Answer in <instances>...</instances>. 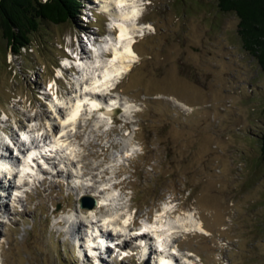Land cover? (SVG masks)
Wrapping results in <instances>:
<instances>
[{"label": "rangeland", "instance_id": "1", "mask_svg": "<svg viewBox=\"0 0 264 264\" xmlns=\"http://www.w3.org/2000/svg\"><path fill=\"white\" fill-rule=\"evenodd\" d=\"M141 2L134 23L146 28H138V57L114 92L124 104L114 127L94 130L91 125H102L101 115L88 123L86 117L81 122L89 129L77 127L78 139L66 142L78 152L73 159L87 155L80 159L88 170L82 164L72 168L85 178L64 183L38 170L46 182L25 186L20 200L3 201L10 213L0 216L1 264H84L55 223L81 219L80 200L88 195L70 186L91 183V168L99 163L97 180L104 169L106 187L123 183L113 195L128 201L122 215L128 212L129 221L136 213L139 224L157 222L166 208L187 219L182 236L172 241L178 264H264V163L257 141L264 129V73L242 46L238 18L220 12L216 0ZM80 8L66 24L42 23L34 49L22 55L7 48L0 32V138L10 147L11 131L20 144L19 129L38 127L47 141L55 140L64 128L56 105L69 107L75 82L83 76L80 67L70 68L81 59L72 49L88 50L94 58L100 43L107 49L116 39L113 17L102 12L100 0H81ZM111 204L112 210L89 220L101 219L103 225L117 220L119 204ZM177 217L171 220L180 224ZM108 264L144 263L114 259Z\"/></svg>", "mask_w": 264, "mask_h": 264}, {"label": "bare ground", "instance_id": "2", "mask_svg": "<svg viewBox=\"0 0 264 264\" xmlns=\"http://www.w3.org/2000/svg\"><path fill=\"white\" fill-rule=\"evenodd\" d=\"M100 2L102 3L103 9L105 11H108L109 14H111V16L113 17L112 20L114 21L115 27H118L119 29V34L118 36H116L118 40L114 41L112 39L113 42L110 43L111 45L109 44L111 47L106 46L107 49L109 48L108 50L106 48H103L104 49L103 50L102 49L103 46L101 47V43H100L99 45L100 52L97 50L99 53L95 55L94 58L92 56L87 55L89 52L87 53L88 50L86 49H85L86 52L84 54L87 53L86 54L87 56L84 55L83 52H78L76 49H72V54L77 53L78 56L80 55L81 59H79L80 61H78L77 66H71L70 68L72 70H76L77 67H80L81 69L78 68V70L80 73H82L83 76L81 79H78L75 82L76 86L73 87V90H72V92L75 94L74 98L71 99L70 97H68V99H71V101L68 100L67 102V104L68 103L70 104L71 102L69 107L63 108L64 106L56 105L57 109H59V112L62 116L61 122L63 123L64 128L63 130L61 129V131L58 134H56L55 140L50 142V143L53 142L54 145H56L57 147L59 146V147L57 148L58 149L57 154L53 155V158L48 159L46 163L47 165H49V167L55 170V173L51 172V170L47 166L44 169H41V166L38 165V168H39L38 170H40L42 173H47L57 178L60 177L59 179H62L64 183H65V180L75 182V179L85 178L86 175L84 174V172L74 173L72 168H75L76 164H82L83 163L82 159H85V157L87 156L84 154V157L83 155L80 157L82 159L80 158L79 160L73 159L71 156L77 157L76 153L78 152H74L73 150H71V144H66V142L69 140H72L71 142L73 143L74 138L78 139L77 137L78 135H76L77 132H79L77 130V127L80 129L82 128L89 129L85 126H82L83 123L81 122V120L83 118L87 117L85 120L88 123L89 121H91L93 118L96 117V114H99L101 115L100 118L103 120V122L101 123L102 125H104L105 124L104 118L105 117L109 118L110 114L113 112V109H115L113 105L120 103L119 107L121 108L123 106V104L121 103V100L117 98V96H114L115 91L111 90V92L109 93L107 92L105 93V91L108 90L107 88L113 83V80L118 79L120 76L124 77L123 74L131 70V68L134 66V62H136V58L138 57L137 52L135 50V46H132L133 42H135V35L138 31H140V29L146 28L144 26H139L140 24L134 23V20L138 19V16L142 12L141 11V5H142L141 0H100ZM112 31L115 32V29H112ZM92 43L94 45H97L98 41L92 40L91 44ZM96 53L97 52H95V54ZM109 53L112 54V56L108 57L107 55ZM91 90L100 91L101 93L97 94L95 92H91ZM107 99H109V101H106ZM109 102H112V105L109 104ZM100 105L102 108H104L103 109L104 112H102L99 109ZM63 109L68 110V113L66 112V110L64 112ZM122 116H125V114H122ZM23 125L24 124L20 126L24 128L25 126ZM73 128L74 129L76 128V130L74 131V133H71L73 132ZM91 128L94 130L95 128L100 129L101 124H98L97 127L96 125H91ZM35 129L37 130L38 127L33 128V131ZM11 133H12L11 140L13 142L15 141L14 145L15 147H18L17 145L19 143V139L15 137V131H11ZM43 135L46 136V138L48 137V135L44 133ZM57 135H59V137ZM0 145L6 148V150L8 149L7 150L8 153H9V150H11V147L7 145V143H5V141L1 138H0ZM113 146H115V144ZM10 154L13 156V152L10 151ZM87 166L82 164L81 167L83 170H85L87 169ZM102 166H103V163H99L97 166H93L91 168V171L94 172L93 174H91L90 178H88V180L91 181V183L86 185L83 182H80V183L74 184L72 187L70 186V188L75 189L77 191L81 190L82 192L81 196L88 195V196H91L93 199H95L97 201L96 207L93 209H83L82 208L81 219L78 220L77 222L72 221L69 217H64L63 219H60L55 223L57 226H62V228H64L63 234L65 236L67 235V238L65 241L66 245H68V242H69L68 246H70L71 252L74 255H76L75 252L79 253L83 259H79V257L77 255L76 256L78 257V260L84 264L85 263L93 264V260L91 258L92 256L89 255V254H92V251H90L87 248L86 238H87V235H89V233L85 232L86 228H88V226L90 227V225L93 224V220H89V217L96 218L97 213L99 211L108 212L110 211V209L112 210L111 202H114V203L119 204V207H117L116 209L117 210L116 213L117 212H121V213L119 215V218H117V220L107 222L106 224H104V227L108 226L109 228H111V230H115V231L120 230V231L127 233V228H122L123 226L120 225V221L125 220V223H129V220H130V218L127 217L128 212H127L126 217L122 215L123 212L126 210V207L129 208V205L127 204L128 201L124 199L123 197H120V195H117V196L113 195L114 192L117 190V187H119L123 183L115 182L113 183L114 187H111V188L106 187L105 185L108 184V181L106 180V177L105 179L103 178H104V174L107 175L109 171L104 170V169H102L103 171L101 172V173H104L101 176L102 180L96 179V176L98 175H96L95 172L100 171L99 169ZM29 170L31 171L30 168ZM109 170H110V167H109ZM17 175L18 173L16 174V177ZM11 177H14L15 179V176H13L12 172L10 171L9 179H11ZM30 179H31L30 176H28V178L25 176V181L30 180ZM46 179H47L46 177H42V181H39V183L43 184L44 182H46ZM27 185L29 184L28 183L25 184L24 187ZM6 186L8 187V184L3 185V183L0 182V216H2V214L10 213L9 207H7L8 204L6 203V206H5V203L3 202L4 197L8 198L12 196V193L10 191L11 187L6 188ZM101 186H103V189H100ZM120 190L122 189L120 188ZM103 204H106V206L103 207ZM69 213L70 212H68L67 214ZM177 213H178L177 209L172 210V208H166L161 213L162 215L160 214L161 216L158 217V222L153 221V218L152 220L143 222L144 223L143 228L147 229V231L149 232H153V233L156 232L155 237L158 238V240H155V237L148 235L146 233L141 234L140 236L141 240H144L147 242L149 240L150 248L148 252L145 251V254L148 256V260L152 258V256H154L155 253L158 252V251H155L154 247L151 245L156 244V242L158 241L162 243L163 248L167 249L169 242H170L168 238L172 239L171 236H180V235L182 236V232H184L182 227L183 226L186 227V224L182 226V224H184L182 222H187V219L181 218L182 217L181 215L177 217L176 216ZM121 215L123 217H121ZM176 217L181 221L180 223L181 225L178 222L173 223V221L171 220L172 218H176ZM5 222L7 221L5 220ZM199 226L202 227L201 222H199ZM157 232H159L160 234ZM109 235L111 236L112 234L109 233ZM134 235H137V234H134ZM70 239L72 242L70 241ZM72 243L75 244V249L71 246ZM109 249L111 248H106L104 249L102 254L97 255L98 258L99 257L101 258L100 259L101 264H108L109 262H113L114 259L118 260L112 256V252ZM146 255L144 256L146 257ZM172 255L175 257L174 254ZM125 258L122 260H125ZM166 258L168 257L166 256ZM122 260H119V261H122ZM144 262H145V259L142 263ZM170 263H171L170 261L167 262V264H170ZM148 264L150 263L148 262Z\"/></svg>", "mask_w": 264, "mask_h": 264}, {"label": "trees", "instance_id": "3", "mask_svg": "<svg viewBox=\"0 0 264 264\" xmlns=\"http://www.w3.org/2000/svg\"><path fill=\"white\" fill-rule=\"evenodd\" d=\"M216 1L220 12L238 18L242 46L264 73V0ZM80 6L81 0H0V32L7 48L16 56L34 49L42 23L66 24L80 14ZM257 138L264 163V129Z\"/></svg>", "mask_w": 264, "mask_h": 264}, {"label": "water", "instance_id": "4", "mask_svg": "<svg viewBox=\"0 0 264 264\" xmlns=\"http://www.w3.org/2000/svg\"><path fill=\"white\" fill-rule=\"evenodd\" d=\"M80 202L82 208H86V209H93L97 204V201L90 197H83Z\"/></svg>", "mask_w": 264, "mask_h": 264}]
</instances>
